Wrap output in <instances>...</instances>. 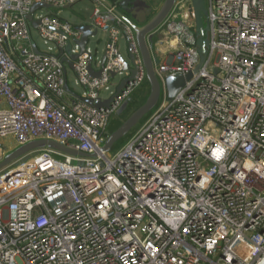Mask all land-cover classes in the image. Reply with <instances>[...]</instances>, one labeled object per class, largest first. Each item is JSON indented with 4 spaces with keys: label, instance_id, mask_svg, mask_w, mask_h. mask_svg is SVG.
<instances>
[{
    "label": "built area",
    "instance_id": "2783aa9c",
    "mask_svg": "<svg viewBox=\"0 0 264 264\" xmlns=\"http://www.w3.org/2000/svg\"><path fill=\"white\" fill-rule=\"evenodd\" d=\"M79 1L0 0V163L11 152L4 143L10 136L17 147L52 139L97 154L44 147L0 169V264H258L264 257V0H206L210 53L198 70L193 2L177 0L173 12L191 4L188 22L170 20L172 12L148 44L163 83L193 76L113 155L102 151L111 118L145 81L146 68L122 0H87L92 13L78 24L52 12ZM152 1L132 0L157 11ZM34 3L51 6L35 10L38 27L27 18ZM83 25L91 34L81 52ZM100 32L102 56L89 46ZM74 54L82 93L64 69L63 58ZM130 54L137 74L110 107L87 103L116 93ZM89 65L101 76L93 77Z\"/></svg>",
    "mask_w": 264,
    "mask_h": 264
},
{
    "label": "water",
    "instance_id": "95a60500",
    "mask_svg": "<svg viewBox=\"0 0 264 264\" xmlns=\"http://www.w3.org/2000/svg\"><path fill=\"white\" fill-rule=\"evenodd\" d=\"M177 0H164L161 4L159 9L155 12V14L144 24H138L135 20H133L128 13L133 12L138 7H146L149 8L147 4L144 2H137L134 3L132 0H122L121 6L126 14H128L127 19L130 24L133 26L137 33V40L142 52V56L144 59V64L146 68V78L145 80L149 83L148 92L145 96L144 102L138 106L136 109L132 110L128 113L129 105L131 102V97H129L121 106V108L115 113V116H118L121 120V124L113 131L110 132L108 130V137L107 140L102 147V151L105 153H109L112 147L116 142H118L123 137L127 136L130 131L148 114L150 113L158 104L160 97L162 94H165L167 100H172L180 91L187 88V82L191 80L193 73H189L186 76L177 75V76H168L163 83L159 76L157 75L155 69V62L154 58L148 44V36L157 30L171 15L173 9L175 8ZM193 7H194V14H195V21H196V37H197V50L200 55V63L197 67V70L202 68L204 63L207 61L210 53V40L208 38L205 39L204 37V29H203V17L207 14V6L206 0H192ZM51 7L48 4L42 3H34L31 12L27 15L28 20L31 22L33 27H38L39 21L33 19V14L36 9L39 7ZM72 7V4L68 5L67 8ZM134 17L137 18L135 14ZM81 30H83L84 34L82 39L79 41L81 46V52L85 51V46L88 42L89 35L91 34L90 26L83 25L79 26ZM207 31L209 27L205 28ZM210 37V36H209ZM70 47H68V50ZM36 51H39L37 48ZM62 55V51L60 52ZM79 54L72 55V60H65L63 58L64 69L67 72L68 69L74 68V60L78 58ZM134 55L130 54L129 62L125 61V71H127V76H125L116 88V93L112 95L108 99H101L98 98L96 100L85 98V101L91 105H94L98 108H106L108 109L110 105L113 103L115 98L120 94L122 90L127 86L128 82L133 80L137 74V70L134 68ZM105 60V58H104ZM67 64V66L65 65ZM90 74L93 77H100L102 71H95L89 65L88 67ZM217 69L215 72L217 73ZM115 76V73H112ZM66 89L69 90L68 84H66ZM128 113V114H127ZM125 114H127L125 116ZM49 147L52 149H56L62 151L67 154L71 155H84V156H91L96 157L97 154H88L85 152H79L73 150L58 141L52 139H38L27 144L21 145L14 149L13 151L9 152L4 161L0 163V169L11 163L12 161L18 159L19 157L25 155L26 153L33 151L35 149ZM258 264H264V257L259 261Z\"/></svg>",
    "mask_w": 264,
    "mask_h": 264
},
{
    "label": "rangeland",
    "instance_id": "374dc122",
    "mask_svg": "<svg viewBox=\"0 0 264 264\" xmlns=\"http://www.w3.org/2000/svg\"><path fill=\"white\" fill-rule=\"evenodd\" d=\"M164 2V0H153L151 2L152 7H160L161 4ZM191 4L189 3H182L181 5L178 6V8H176L174 10V12L172 13V16L170 18V20L175 21V22H188V16H189V6ZM155 7V8H156ZM158 7V8H159ZM92 9H93V5L92 3H90L87 0H81L79 2H77L75 5H73L70 8H59V9H52V12L57 13L59 16L65 18L66 20L78 24L83 22L84 20H87L91 13H92ZM153 12V13H152ZM155 10H150V9H144L142 11H139V14L137 15V18L133 16V12L128 13L129 16L135 20L138 24H144L145 22H147L154 14H155ZM40 13V12H39ZM127 14V15H128ZM145 14V15H144ZM148 19V20H147ZM208 26V18L205 15L203 17V29H204V37L205 39L208 38L210 40V30H206L205 28ZM32 35H33V39L34 41L37 43V45L40 47V49L42 51H46L48 48V45H46L42 39V37L40 36V34L38 33L37 30H33L32 31ZM197 35V34H196ZM89 46L93 49V50H98L99 51V55L102 56L103 54V50H104V46H105V36L103 33L100 32V34L95 37L92 38L90 40ZM158 46H160L162 48V51H164L166 49V44H158ZM70 47V46H69ZM154 49H157V45H154ZM122 52L123 54L128 57V53L125 47V42H124V38H122ZM161 56H165L167 55L166 53H161ZM201 58V57H200ZM68 79H69V85L78 93H82L84 91L82 86H79L76 84V74L75 71L71 68L68 69ZM121 76H118L117 78H115L116 82H119L121 80ZM149 83L147 80H145L140 86H138L133 93L131 94V102L129 105V109H128V113H130L132 110L136 109L138 106H140L144 100H145V96L148 92V88H149ZM115 89V88H113ZM108 92H105V96H108ZM165 98V94H162L160 97V100L157 104V106L150 112L148 113L131 131L130 133L123 137L122 139H120L118 142H116L114 144V146L112 147V149L110 150V154L113 155L115 154L123 145H125L131 138L132 136L139 130L140 126L154 113V111L156 110V108H158L164 101ZM127 113V114H128ZM125 114V116L127 115ZM121 124V120L118 116H113L111 118L110 121V125H109V131L113 132L119 125ZM5 146L8 148V150L12 151L14 149H16L17 147V143L15 141V138L10 136L8 138H6L4 140Z\"/></svg>",
    "mask_w": 264,
    "mask_h": 264
},
{
    "label": "crops",
    "instance_id": "0c3cea01",
    "mask_svg": "<svg viewBox=\"0 0 264 264\" xmlns=\"http://www.w3.org/2000/svg\"><path fill=\"white\" fill-rule=\"evenodd\" d=\"M138 8H140V7H138ZM142 9H150V7L149 8H146V7H142ZM151 10V9H150ZM139 9L137 10V8L133 11V13L137 16L138 14H139Z\"/></svg>",
    "mask_w": 264,
    "mask_h": 264
},
{
    "label": "flooded vegetation",
    "instance_id": "af4514ba",
    "mask_svg": "<svg viewBox=\"0 0 264 264\" xmlns=\"http://www.w3.org/2000/svg\"><path fill=\"white\" fill-rule=\"evenodd\" d=\"M138 9H139V11H142V10H144V9H142V7H140V8H137V10H138ZM139 11H138V12H139ZM144 15H145V14H144ZM147 20H148V19H147Z\"/></svg>",
    "mask_w": 264,
    "mask_h": 264
},
{
    "label": "trees",
    "instance_id": "16d2710c",
    "mask_svg": "<svg viewBox=\"0 0 264 264\" xmlns=\"http://www.w3.org/2000/svg\"><path fill=\"white\" fill-rule=\"evenodd\" d=\"M153 13V12H152Z\"/></svg>",
    "mask_w": 264,
    "mask_h": 264
}]
</instances>
